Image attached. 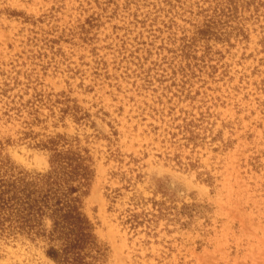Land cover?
Returning a JSON list of instances; mask_svg holds the SVG:
<instances>
[{"label":"rangeland","instance_id":"obj_1","mask_svg":"<svg viewBox=\"0 0 264 264\" xmlns=\"http://www.w3.org/2000/svg\"><path fill=\"white\" fill-rule=\"evenodd\" d=\"M68 150L62 257L11 183ZM0 264H264V0H0Z\"/></svg>","mask_w":264,"mask_h":264},{"label":"trees","instance_id":"obj_2","mask_svg":"<svg viewBox=\"0 0 264 264\" xmlns=\"http://www.w3.org/2000/svg\"><path fill=\"white\" fill-rule=\"evenodd\" d=\"M52 163L57 165L54 170L45 176L44 184L47 188L30 184L21 179L14 181L11 186L16 191L14 203L22 206L26 215L45 214L51 211L54 218L56 230L66 236V244L63 249L66 254L82 249L85 243L95 244L92 227L86 216L82 213L79 205V197L73 196L78 190V185H72V178L76 175L87 180L89 171L84 165V159L77 152L72 150L56 151ZM65 174L64 184L58 181L60 174ZM81 251V250H80ZM56 256V251L52 252ZM80 252H74V259H78ZM81 255V254H80Z\"/></svg>","mask_w":264,"mask_h":264}]
</instances>
